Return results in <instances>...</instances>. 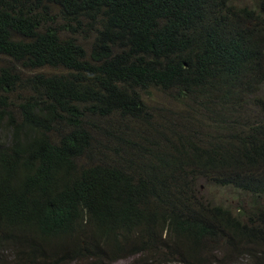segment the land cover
<instances>
[{
	"label": "trees",
	"instance_id": "trees-1",
	"mask_svg": "<svg viewBox=\"0 0 264 264\" xmlns=\"http://www.w3.org/2000/svg\"><path fill=\"white\" fill-rule=\"evenodd\" d=\"M0 56V264H264V0H0Z\"/></svg>",
	"mask_w": 264,
	"mask_h": 264
},
{
	"label": "rangeland",
	"instance_id": "rangeland-1",
	"mask_svg": "<svg viewBox=\"0 0 264 264\" xmlns=\"http://www.w3.org/2000/svg\"><path fill=\"white\" fill-rule=\"evenodd\" d=\"M239 6H249L255 7L257 0H234ZM10 63V59L5 56H0V66L7 65ZM155 103L167 102L166 97L161 93H155L154 100ZM198 195L205 199V204L209 202L211 205L222 204L231 208L235 213L238 212V208L243 206L249 207L250 199L249 194L245 192L235 191L230 188H221L219 186H214L213 184L207 182H200L199 187H197ZM259 202L264 203V197H260ZM250 201V202H249ZM246 202V203H244ZM114 264H130V258H123L114 262Z\"/></svg>",
	"mask_w": 264,
	"mask_h": 264
},
{
	"label": "clouds",
	"instance_id": "clouds-1",
	"mask_svg": "<svg viewBox=\"0 0 264 264\" xmlns=\"http://www.w3.org/2000/svg\"><path fill=\"white\" fill-rule=\"evenodd\" d=\"M234 264H240V263H234Z\"/></svg>",
	"mask_w": 264,
	"mask_h": 264
}]
</instances>
